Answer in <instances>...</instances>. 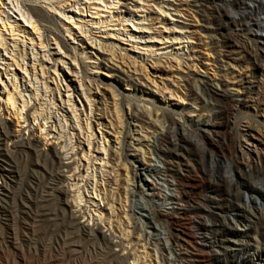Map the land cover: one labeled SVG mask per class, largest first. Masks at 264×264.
Returning a JSON list of instances; mask_svg holds the SVG:
<instances>
[{"label": "rangeland", "instance_id": "obj_1", "mask_svg": "<svg viewBox=\"0 0 264 264\" xmlns=\"http://www.w3.org/2000/svg\"><path fill=\"white\" fill-rule=\"evenodd\" d=\"M30 1L31 2L28 3H33L36 6L38 5V7H41L52 16L56 26L61 29L62 35L65 37L67 43L75 47L78 54L74 56L72 52L64 48L62 41L55 36L45 34V36L48 37V41L45 43L44 38L40 39L36 33L30 35L31 26L25 23L18 10L13 7H17V3L13 1L14 4L12 6L7 0H0V2L5 4L2 7L0 5V17L5 20L11 18L9 19L10 23L18 24L27 29L24 34L17 32L16 36H12V34L10 35V33L3 30V37L6 38L7 47H9L10 50L8 54L4 52V49L3 51L0 50V58L1 60L3 59L2 61L0 60V115H2L3 119L5 118V120H7L11 131L14 134L20 131L25 140H29L31 133L34 132L39 140L38 145L41 154H47L51 149L56 148V151L61 155L63 151L60 149V146L57 145L59 142L52 139L56 134L52 132L53 135L52 137L49 136L48 142L43 140V134L49 131L48 127H50L51 124H48L49 126L46 127L47 131L43 132L42 136L39 131H35L37 123H34L32 120L34 118L31 115L33 110L28 112L30 107L31 109L33 108L34 101H31L29 109L23 112H28L32 125L31 130L26 129L28 125L24 126L21 123L18 127L15 118L12 114L10 115L11 112L9 111V114L7 113V109L4 105L8 99V94L16 92L14 91L16 84H19L17 91L23 92L22 95L25 94L27 97L32 94L30 89H26L31 79H29L27 75L25 79L23 78L25 72L14 64L12 65L11 56L14 54L15 60L17 61L18 50L27 53L26 61L20 64L27 70H30L31 73L32 67L35 64L39 80H42V82L49 87L48 90L52 91L51 97L53 99L49 96V93H46L47 96L43 98V101L41 100V103L36 101V104H42V108L44 111L46 110L47 113L48 111L49 113H54L57 109L51 105L52 102H54L59 108H62L60 114L66 116L69 124H73L74 128H77L74 116L71 113V109L63 104L62 99L68 101V96H70L73 101L72 104H75L74 110L77 108L78 117H81V124L85 127V121L87 120L86 116L88 115L90 118L91 108L89 106L90 103L86 100L82 88L80 87V80H82L81 77H83L85 82L84 86L87 89V96L92 100V105H94L93 110L96 114L102 117L104 116L103 118H106L107 121L112 123L111 128L110 124L106 122L105 119H100V116L93 115L91 117V133L94 135L92 137L93 148L91 150V155H93V157L91 160L95 157L100 158L101 156V158L108 162L109 157L101 155L100 153L102 151L98 150V144L101 147V142L106 143L107 150L110 151L112 149L110 164H106L104 168L102 167V170L107 172L105 174L107 177H102V172L98 171L100 174L98 173L99 177L97 174L96 180H99V182L112 180L111 186L117 183L119 186V196L114 195L115 198L113 196V201H109L110 205L115 207L114 210H108L107 212L99 210V208L94 207L96 205H92V202H90V198L93 195L88 194V192L93 193L92 189L95 187V183L90 181L89 178V189L83 187L82 191L84 194H82L81 191L84 201L83 204L86 205V207L84 206L81 210L82 213H77L80 209H76L75 200L78 198V194L74 192L77 189L71 186L78 182V178L75 177V180L74 178L68 180L70 174L75 176V165L71 164L70 169L64 168L62 172L64 178H62V182L60 181L61 183L59 184V187L65 193L58 194L57 198L49 199L48 202L43 203L46 207L48 216L42 217L35 205V202L39 199L38 194H40V192L42 193L45 186L48 184L46 181V168L43 166L42 158L33 150L19 149L16 148L13 143L7 142L6 148L13 152V158L11 159L10 165L6 166V169L10 173L12 171L15 172V174H12L15 176V179L0 178V196L2 195V189H4V187L8 188L5 186V182L8 183L10 188L8 192H12L9 194V197L4 198L3 202L0 204V264H165L156 258V253L152 252L151 249L146 250L142 247L145 243L139 242L138 231L133 228L131 223L130 226H128L127 221L130 222V213L128 212L129 208L127 204L125 205L127 199L124 194V188L127 186L126 183H132L130 180L128 181V179H130L129 176L132 177V173L130 172L131 166L127 164L123 165L127 162L125 160L118 161L119 155L115 147L116 145H114V142H116V138L114 137H119L115 136V131L121 132V129H124L122 124L123 120L121 118L122 113L117 114L119 117V121H117L114 104H116L118 99L112 94L110 86L104 84V82H108L110 79L106 78L103 74L109 75L118 73V71H116V67H118L122 72H126L134 79H137L139 81L137 82L138 84L143 83L144 86H148L151 90L149 91L146 88L142 89V87L136 89V87L130 83L127 84L117 81V88L126 95L122 103V110L125 117L127 115L128 118L131 114L129 104H133V106L136 107L157 106L167 109L177 123V127L178 120H182L183 117H185L187 121L194 120L190 119L191 115L202 114L204 104L201 95L198 94L200 92L197 90V86L200 85V80L203 79L204 75H207L217 83L221 80L231 81L233 75L229 65L227 66L226 63L221 62V60L225 58V53L223 52V49H225L224 43L216 41V45L210 44L207 38L208 34L217 35V38L219 37L218 39L220 40V33L223 32L239 36L241 40L245 41L257 37L264 43V0H142L145 5H143L145 9L142 8L144 13L138 12L135 13V16H139L140 14L141 16H145V18H147V21L145 20L147 25L144 27H149L151 30L148 35H140L143 37V39H141L142 43L140 44L132 42L131 39L133 38H131L130 31L123 33L122 31H110L122 29V27L119 26L120 22L118 21V17L122 12L126 11L124 7L128 4H130L128 5L130 10H135L133 9L135 5L134 0H101L103 2L100 0H94L97 2L93 0L92 2L91 0H77L79 5L73 7L69 6L74 5L76 0ZM118 1L120 3H118ZM136 1L137 0H135V2ZM137 2L141 3L140 1ZM49 5H54L55 8L64 12L70 19L67 20L58 11L51 10ZM196 6H200L205 13H197ZM160 8L172 15L169 17L168 22L164 20L163 15H159ZM178 9L184 12L182 18L177 16L175 10L178 11ZM182 9L186 10L184 11ZM2 11L4 14L1 13ZM96 16H99L101 19H95ZM171 19L173 21H171ZM174 19L180 23H176ZM234 21L236 24L233 23ZM62 22H65L67 27H63ZM75 22L83 25V27L85 26V30H87L89 37L85 35H83V38L80 37L81 32L74 29L77 28L74 25ZM102 22H104V24L100 25L101 27L93 26V23ZM136 24H138V22ZM140 24L141 22H139V27L141 26ZM127 25H130L129 30L133 28L130 23ZM175 26L179 27V30L183 31L186 37H190L195 42V44L184 43V50L178 51V54H181L179 58L182 59L183 62L180 66L178 65L179 62L176 53L171 52V54H163L162 57L161 55L157 56L154 54V56L147 53V55H144L145 53L143 51L135 49L150 46V44H145V42L150 41V38H155V40L158 39L157 41L161 42L172 40L174 34L168 29H173ZM0 28L2 29L1 20ZM68 29H71L72 38L76 39L70 40V34L67 33ZM245 29H249V31H245ZM56 39L59 46L55 45ZM89 39H91V41ZM93 40H97L106 46L107 54H111V56L114 57V60H111V64L105 61L109 67L98 65L100 61L97 60V57H100L98 56L100 53L96 50L97 47L95 49L90 47L92 46L91 42ZM134 42L137 41L135 40ZM151 42L153 41L151 40ZM32 43L34 44L33 47L31 45ZM40 43H44L47 47L41 48ZM4 44L2 43L1 45L0 41L1 48H3ZM74 44H79V46ZM59 47L63 49L60 51ZM160 47V45L153 46L155 50L160 49ZM166 47H169V45H166ZM166 50L171 51L172 48H167ZM44 53L52 60L48 61V58H43L42 56ZM35 54H38L37 60L34 57ZM74 57L77 60L75 63L71 61ZM100 59L102 60L104 58ZM105 59H110V56L106 55ZM61 61L65 62L66 65H63ZM90 61L96 62V64L90 63ZM229 62L231 67L239 72L246 74H251L253 72V64L249 61L242 64ZM43 63L46 68V74L42 77L40 65ZM6 64L12 65V71H5L7 69ZM55 69H57V72H55ZM75 71H77L76 73L78 74H76ZM31 78L34 81V77ZM184 78H187L188 82L184 81ZM15 79L17 81H15ZM92 82H96L99 88L96 89V87L91 84ZM58 84L62 86L60 87V94L56 90ZM66 86H70L69 90H71V92L69 94ZM260 89L264 92V84L261 85ZM44 92V87H42V93L44 94ZM27 99L29 98L27 97ZM50 99L52 102L49 101ZM180 102H182V104H180ZM19 105L22 106L21 100H19ZM194 107L197 109H194ZM4 109L6 111H2ZM37 109L40 110V105L37 106ZM109 113H111V116ZM249 114L248 118L243 117L238 120L231 119L227 126L228 131L235 134L238 128L241 131H245L247 127H249L248 123L255 126L260 125V129L263 132H261L260 135L255 131L253 132L255 135H258L257 139L259 140H257V142H260L261 139L264 141L263 109L259 110L258 113L250 111ZM58 119L62 120L63 117L59 116ZM167 120V124H170V120ZM64 124L65 122H63V125ZM105 126H107V128ZM187 126L191 128L192 123L188 122ZM146 128L153 131V128L149 125H146ZM55 132L58 133V131ZM73 133H75L77 137L78 135L80 136V132L77 130ZM124 133L127 137V142L131 143L132 140L128 137L130 136L129 130L127 129V132ZM103 138L106 139V142L105 140L103 141ZM177 139H180V136L173 139L175 144L180 143ZM224 139L229 142L228 137ZM72 140L74 144L77 142L74 138ZM62 141H65V139ZM80 141L81 146L79 147L88 153L89 148L87 142L85 140ZM223 144L224 143H222L221 150H217L216 154L211 155L184 140L181 144L183 149L181 148L180 154L189 162L192 170L191 175L209 172L213 177L218 179L224 174L225 165L227 162H232L237 148L234 142L227 147ZM70 148L71 146H68L66 151ZM125 148V153L129 155L131 153L129 152V145ZM81 149L77 152L78 156L76 157V161L77 159H82ZM72 154V152H69L68 157L62 156L64 164L70 163L68 159ZM81 164L82 166H80L79 172L87 176L86 171L88 162L83 161ZM94 164H96L95 161L93 162V165ZM108 172H110L111 175H109ZM88 173L96 176V174H93L91 171H88ZM232 177L236 184L248 183L254 191L248 192L240 189V201H236L234 197L230 195L227 196L225 193L226 199L222 205L225 207L224 215L228 219L231 217L230 215L233 214V211L237 210L238 207H243L244 203L255 208L258 205L264 206V188L262 187V182L253 179L248 171H246L244 165L239 162L233 164ZM81 185L83 186L84 183H81ZM97 188L101 190L102 196L105 197L104 193L106 192L104 191V185L103 187L99 186ZM225 191V187L220 188V193ZM209 192V185H206L201 195L206 197L209 195ZM114 193L116 192L114 191ZM85 201L88 203L85 204ZM104 202L106 203L107 201L104 200ZM215 203L218 202L215 201ZM120 205H123V207H120ZM2 207L8 209L9 212L6 213V210ZM105 207L106 209H110V206L105 205ZM72 213H77V223L85 226L90 225L87 229L89 239L83 240L80 236L71 237L64 231ZM95 213H97V215L102 214V219L93 216ZM93 223L94 226H92ZM227 223L224 224L223 230L218 229L217 234L221 242L216 245V247L210 249L209 254L211 255L207 256L206 264H264V219L257 224H254L252 220L250 228L246 230L247 234H244L242 230L238 231L240 225L234 223L228 225ZM198 230L199 228H195L194 231ZM213 233H216V231H213ZM199 238L202 239L203 237L199 236ZM227 240L234 242L224 243ZM108 243L110 244L108 245ZM106 246H109V249L106 248ZM225 249H227L226 252H224Z\"/></svg>", "mask_w": 264, "mask_h": 264}, {"label": "bare ground", "instance_id": "obj_2", "mask_svg": "<svg viewBox=\"0 0 264 264\" xmlns=\"http://www.w3.org/2000/svg\"><path fill=\"white\" fill-rule=\"evenodd\" d=\"M13 1L17 3V7L13 6ZM137 1H140L142 4ZM137 1L135 2L134 0L135 5L133 6V9H135L136 11L130 10L128 6L130 4L127 5L126 3L127 6L124 7L126 8V11L122 12V14L120 15L121 17H118V21L120 22L119 26H121L122 29L110 31H122V33L130 31L131 38H133L131 39L132 42L135 44H140L142 43L141 39H143V37H141L140 35H148L151 28L144 27L145 25H147L145 23V20L147 21V18H145V16H141V14L139 16H135V13L143 12L142 8H144L145 6L142 0ZM28 2L31 1L11 0L10 4H12V6L16 10H18L25 23L31 26V32L29 34L34 35L36 33L40 39L44 38L45 43L46 41H48V37L45 36V34L55 36L57 39H60L62 41L64 48L72 52L74 56L77 55V49L67 43L65 37H63L62 35L61 29L56 26L52 16L49 13L45 12L41 7H38V5L36 6L35 4ZM118 3L120 2L118 1ZM0 5L2 7L5 4L3 2H0ZM77 5H79V3L76 0V3L69 7ZM49 8L51 10L58 11L65 19H70L65 15L64 12H62L58 8H55L54 5H49ZM196 8L197 13H205L200 6H196ZM182 10L185 11L186 9ZM175 11L177 12V16L181 18L182 16H184V12H182L181 10L178 9V11ZM166 12L160 8V14H157H159L160 16L163 15L164 20L168 22L169 17H171L172 15ZM1 13L4 14L3 11ZM97 18L99 20L101 19L99 16H96L95 19ZM9 19L11 18H7L5 20L0 17V20L2 21V29L0 28L1 45L5 42L3 48L0 47V50L3 51L4 49V52L7 54L10 49L9 47H7L6 38L3 37V30L10 33V35L12 34V36H16L17 32L24 34L27 31L25 27L10 23ZM171 21L173 20L171 19ZM175 21L176 23H180L177 22V20ZM135 22H138V24H136ZM139 22H141L140 27ZM129 23L133 27L130 30V25H127ZM233 23L236 24L235 21ZM103 24L104 22L93 23V26L97 27ZM62 25L63 27H67V25H65V22H62ZM74 25L77 27L74 29L81 32L80 37L83 38V35L89 37V35L87 34V30H85V26L83 27V25H80L77 22H75ZM168 30L174 34V38H172V40L170 39V41L167 40L161 42L157 41L158 39L155 40V38H150L149 42H145V44H150V46H144L135 49L143 51L145 53L144 55L155 54L157 56H162L163 54H171V52L176 53L177 60L179 62L178 65L180 66L183 62L182 59L179 58L181 54H178V51L184 50V43L195 44V42L190 37H186V34L184 35V32L180 31L179 27L177 26H175L173 29ZM245 31H249V29H245ZM67 33L70 34V40L76 39L72 38L73 35L71 34V29H68ZM207 38L212 45H216V41L224 43L225 49H223V52L225 53V58L224 60H221V62L226 63L227 66L229 65V67L232 69V79L231 81L221 80L217 83L216 81L210 79L207 75H204L203 79L200 80V85L197 86V90L200 92L198 94L201 95L204 104H202V114L191 115L190 119L194 120L190 121H187L185 117H183L182 120H178V127L171 113L167 109L163 107L159 108L153 105V107H136L133 106V104H129L131 114L128 116V118L127 115L125 117V114H123L122 110V103L124 102L126 95L117 88V81L127 84L130 83L135 86L136 89L142 87V89L146 88L149 91L151 90L148 88V86H144L143 83L138 84L137 82L139 81L137 79H134L126 72H122L121 69L116 66L114 67H116V71H118V73L109 75L103 74L106 78L110 79L108 82H104V84H108L110 86L112 94L118 99L116 101V104H114L117 121H119V117L117 116V114L122 113L121 118L123 120L122 124L124 126V129H121V132L115 131V136L119 137H114L116 138V142H114V145H116L115 147L118 150L117 153L119 155L118 161L125 160L127 162L123 165L127 164L128 166H131L130 172L132 173V177L129 176L130 179H128V181L130 180V182L132 183H126L127 186L126 188H124V194L127 199L125 205L127 204V207L129 208V210H127L130 213V215L127 214L129 215L130 220V222L127 221L128 226H130L131 223L133 228L138 231V240H140L139 242L145 243L142 247L146 250L151 249L152 252L156 253V258H158L160 262H164L165 264H206L207 256L211 255L209 254L210 249L216 247V245L221 242L219 241L220 237L217 234V231L218 229L223 230L224 224L228 222V225H231V223L240 225V227L237 226L238 231L242 230L244 231V234H247L246 230L250 228L252 220L254 224H257L264 219L263 205H258L255 208L250 207L247 203H244L243 207H238L237 210L233 211V214L230 215L231 217L229 219L224 215L225 207H223L222 205L226 199V195H230L234 197L236 201H240V189L246 190L248 192L254 191V189L251 188L248 183L236 184L234 182V179L232 177V165L235 163L239 162L244 165L249 175L255 180H260L262 182V187L264 188V141L261 139L260 142H257V140H259L257 139L258 135H255L253 132L255 131L260 135L261 132H263L260 129L261 126H255L251 125V123H248L249 127H247L245 131H241L238 128L235 134L230 133L227 129L228 123L231 119L238 120L242 119L243 117L248 118V116L250 115V111H255L256 113H258V111L261 109H263L264 111V92H262L260 89L261 85L264 84V43L257 37L245 41L241 40L239 36L230 35L224 32L220 33L221 40L218 39L219 37L217 38V35L211 34H208ZM57 39L55 40V45L59 46V44L57 43ZM89 40L91 41V39ZM135 40L137 42H134ZM151 40L153 42H151ZM91 44L92 46L90 47L92 49H95L97 47L96 50L98 51V53H100V55H98L100 57H97V60L100 61V63H98L99 66L104 65V67H107L108 65L105 63V61L110 64L112 63L111 60H114V57L111 56V54H107L106 46H104L97 40H93ZM31 45L33 47L34 44L32 43ZM40 45L41 48L47 47L44 43H40ZM74 45L79 46V44ZM154 45H160L161 47H163L155 50L153 48ZM166 45H169V47H166ZM167 48H172V50H166ZM61 49L63 48L59 47L60 51ZM26 55L27 53L25 51L18 50L17 61L15 60L14 54L11 56L12 60L8 57L6 58L12 61V65L14 64L25 72L23 75L24 79L26 75L29 79H31L29 81V86H27L26 89H30V92L32 94L27 96L29 98L27 99L25 94L22 95L23 92L17 91V89L19 88V84H16L14 89V91L16 92L8 94V99L5 102L4 106L6 107L8 114L9 111L11 112L10 115H13L18 127L20 123L24 126L28 125L26 126L27 130H31L32 126L28 116V112L33 110V113L31 115L34 118L32 120L34 123H37V128L35 131H39L41 136L43 132L47 131L46 127L49 126L48 124H51V126L48 127L49 131L46 132V134H43V140L48 142L53 133L56 134L52 137V139L59 142L57 143V145L60 146V149L63 152H60V155L56 151L57 149L54 148L51 149L47 154H41V150H39L38 145L39 140L34 132L31 133L29 140H25L20 131H18L17 134H14L11 131L7 120H5V118L3 119L2 115H0V178H7L11 180L15 179V176L12 175L13 173L15 174V172L12 171L10 173L6 169V166L10 165L11 159L13 158V152L6 148V143L11 142L16 148L30 149L35 151L37 155L42 158L44 164L42 165L46 168V181L48 182V184L45 186L42 193L40 192V194H38L39 199L37 200V202H35V205L39 210L38 212L41 213L40 216H48V214L46 213V207L43 205V203L48 202L49 199L57 198L58 194L65 193L63 190H61L59 184L62 182V178H64V176L62 175L64 168L70 169L71 164L75 165V176L73 174H70V178H68V180H70L71 178H74L75 180V177L78 178V182L71 186L72 188L77 189L74 192L78 194V198L75 200L77 206L76 209H80L77 211V213H82L81 210L84 208V206L86 207V205L83 204L84 201L82 199L83 197L81 195V191L83 187L89 189V178L90 181L95 183V187L92 189L93 193H89L87 191L88 194L93 195L90 198V202H92V205H96L94 207H97L99 208V210H104L106 212L108 210H114L115 207L113 205H110L109 201H113L114 195L119 196V186L116 182V184H114V186L116 187L111 186L112 180H107V182H99V180H96L97 174H100V172H102V177L106 176L105 174L107 172L102 169L106 166V164H110L112 149L110 151L107 150L106 143L101 142V147L98 144V150L102 151L100 153L101 155L109 157L108 162H106L105 159L101 158V156L100 158L95 157L93 160H91V158L93 157V155H91V150L93 148L92 137L94 135L93 133H91L92 127L90 125L92 121L91 117L93 115L100 116V119H105V121L110 124L111 128L112 123L107 121L106 118H103L104 116L102 117L101 115L96 114L93 110L94 105H92V100H90L87 96V89L84 86L85 82L83 77H81L82 80H80V87L82 88V92L86 97V100L90 103L89 106L91 108L90 118L87 115V120H84L86 122L85 127L81 124V117H78L77 108L76 110H74L75 104H72L73 101L71 100L70 96H68V101L62 99V102L64 105H67L71 109V113L74 116L77 128H74L73 124H69L66 116L60 114L62 108H59V106L52 102L51 99L49 100L50 102H52L51 105H53L57 109L54 113H49V111L47 113L46 110L45 112L42 108L43 106H41L42 104H36V101L41 103L40 101H43V98L47 96L46 93H49V96L51 97L52 91H49V87H47L46 84L42 82V80H39L35 64L32 67V73L30 70H27L23 65L20 64L21 62L24 63V61H26ZM37 55L38 54L34 55L35 59L37 58ZM106 55L110 56V59H105ZM42 57L48 58V61L52 60L47 57L46 53H44ZM100 58L104 59L101 60ZM71 61L75 63L77 60L74 57ZM229 61L238 64L246 63L247 61H249L251 64H253V72L251 74L239 72L235 68L231 67ZM61 63H63V65H66L65 62L61 61ZM90 63L96 64V62L93 61H90ZM6 65L7 69L5 71L11 70L12 65ZM40 67V73L43 77V75L46 74L44 63L41 64ZM55 72H57V69H55ZM76 72L77 71H75V73ZM31 77H34V81ZM15 81L17 80L15 79ZM184 81L188 82L187 78H184ZM91 84L94 85L96 89L99 88V85H97L96 82H92ZM42 87H44L45 90L44 94L42 93ZM60 87H62L60 84H58L56 87V90L59 94ZM66 87L68 88L69 94L71 92V90H69L70 86ZM19 100H21L22 106L19 105ZM31 101H34V106L32 109L29 105ZM180 104H182V102H180ZM38 105H40V110L37 109ZM27 109H29L28 112L23 113L24 110ZM194 109L197 108L194 107ZM2 111L6 110L4 109ZM109 115L111 116V113H109ZM59 116L63 117V119H58ZM167 119L170 120V124H167ZM63 122H65L64 125ZM188 122L192 123L191 128L187 126ZM146 125L151 126L153 128V131L146 128ZM105 127L107 128V126ZM127 129L129 130L130 135L128 137L132 140V142L130 141L131 143H128L126 140L127 137L125 136L124 132H127ZM76 130L80 132V136L78 135V137L77 135H75V133H73ZM55 131H58V133ZM179 136L180 139H177V141H179L181 144L185 140L193 144L196 148L201 149L211 155L216 154L217 150H221L222 143H224L227 147L234 142L237 150L235 151L234 159L232 158V162L226 163L225 172L218 179L213 177L209 172H205L204 174L191 175L192 170L189 162L185 160V157H183L182 154H180L181 148L183 149V146L179 142V144H175V142H173V139ZM227 137L229 138V142L224 139ZM73 138L77 140L75 144L72 140ZM63 139H65V141H62ZM80 140H85L87 142V146L89 148L88 153H86L79 147L81 146ZM104 140L106 142L105 138H103V141ZM127 145H129L130 147L129 152L131 153L129 155L125 153V147ZM68 146H71V148L66 151ZM80 149L82 152V159H77L76 161V157L78 156L77 152ZM69 152L73 153L72 156L68 159L70 163L64 164L62 161V156L68 157ZM83 161L88 162L86 171L87 176H84L83 173L81 174L79 172V168L80 166H82L81 163ZM94 161L96 162V164L93 165ZM88 171L96 174V176L91 175V173L89 174ZM108 174L111 175L110 172H108ZM126 177L128 178L127 175ZM81 183H84V185L82 186ZM103 185L104 191L106 192L104 193L106 198L102 196L101 190L97 188L99 186L103 187ZM206 185H209L210 192L208 196L204 197L201 195V193ZM5 186H7L8 188L4 187V189H2L0 204L1 202H3L4 198L9 197V194L12 193L8 192V189H10L8 183L5 182ZM221 187H225L226 191L220 193ZM114 191L116 193H114ZM82 194H84L83 191ZM104 200H106L107 202L105 203ZM215 201L218 203H215ZM86 203L88 202L85 201V204ZM105 205L110 206V209H106ZM120 207H123V205H120ZM2 208L6 210V213L9 212L8 209L4 207ZM77 213L71 214L72 216H70L64 231H66V233H68L71 237L80 236L81 238H83V240H87L89 239L87 229L90 225L85 226L77 223ZM93 216H97L99 219H102V214L97 215V213H95V215L93 214ZM92 226H94V223L92 224ZM195 228H199V230L194 231ZM213 231H216V233H213ZM199 236H202L203 238L200 239ZM231 242L234 241L227 240L224 243ZM109 244L110 243H108V245ZM108 247L106 246V248ZM226 251L227 249L224 250V252Z\"/></svg>", "mask_w": 264, "mask_h": 264}, {"label": "snow or ice", "instance_id": "obj_3", "mask_svg": "<svg viewBox=\"0 0 264 264\" xmlns=\"http://www.w3.org/2000/svg\"><path fill=\"white\" fill-rule=\"evenodd\" d=\"M8 2L10 3V2H11V0H8Z\"/></svg>", "mask_w": 264, "mask_h": 264}]
</instances>
